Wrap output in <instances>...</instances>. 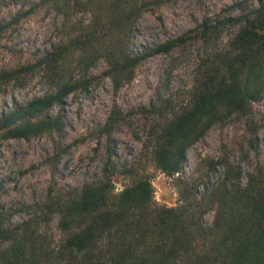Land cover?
<instances>
[{
    "label": "rangeland",
    "instance_id": "obj_1",
    "mask_svg": "<svg viewBox=\"0 0 264 264\" xmlns=\"http://www.w3.org/2000/svg\"><path fill=\"white\" fill-rule=\"evenodd\" d=\"M115 1L0 0V118L66 84L79 86L28 120L58 122V130L18 139L0 132V215L11 228L36 223L50 246L63 238L52 211L56 204L105 176L114 194L148 179L152 205L172 208L179 205L182 183L196 184L200 196L219 181L224 163L238 166L244 181L264 170V93L246 115L213 125L186 151L173 177L155 167L151 143L152 133L188 105L201 60L238 32L236 26L204 35V23L235 18L257 8L259 0H127L123 7L133 15L126 28L116 24ZM94 30L98 47L123 41L131 56L181 41L140 60L132 79L115 90L103 53H82L74 42ZM54 54L60 55L51 65ZM212 220L210 211L203 221L210 226Z\"/></svg>",
    "mask_w": 264,
    "mask_h": 264
},
{
    "label": "trees",
    "instance_id": "obj_2",
    "mask_svg": "<svg viewBox=\"0 0 264 264\" xmlns=\"http://www.w3.org/2000/svg\"><path fill=\"white\" fill-rule=\"evenodd\" d=\"M112 3L114 11L117 7L116 24L126 28L133 15L123 7L127 0ZM236 26L238 32L223 49L201 60L188 105L151 135L154 165L168 177L179 172L186 151L213 125L246 115L263 97L264 1L216 25L204 23L202 34ZM97 34L88 31L74 42L82 53H103L106 75L115 90L132 79L140 60L167 53L181 41L131 56L123 41L98 47ZM58 55H51L48 63L55 64ZM78 87L66 84L0 118V132L6 139H18L52 127L58 130V122L28 120L62 103ZM114 124L113 120L109 129ZM222 169L219 181L206 185L200 196L196 184L182 183L179 205L172 208L152 205L148 179H137L114 194L105 176L84 186L71 200L56 204L52 211L59 215L63 235L58 245L47 244L36 223L11 228L0 215V264H264V170H254L244 181L238 166L224 163ZM210 211L212 224L206 226L204 216Z\"/></svg>",
    "mask_w": 264,
    "mask_h": 264
}]
</instances>
